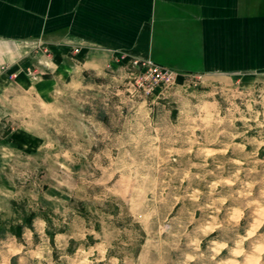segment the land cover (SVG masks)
<instances>
[{"label": "rangeland", "instance_id": "rangeland-1", "mask_svg": "<svg viewBox=\"0 0 264 264\" xmlns=\"http://www.w3.org/2000/svg\"><path fill=\"white\" fill-rule=\"evenodd\" d=\"M77 55L0 63V264H264V71Z\"/></svg>", "mask_w": 264, "mask_h": 264}, {"label": "crops", "instance_id": "crops-1", "mask_svg": "<svg viewBox=\"0 0 264 264\" xmlns=\"http://www.w3.org/2000/svg\"><path fill=\"white\" fill-rule=\"evenodd\" d=\"M40 45L86 63L125 54L185 74L264 71V0H0V63Z\"/></svg>", "mask_w": 264, "mask_h": 264}, {"label": "built area", "instance_id": "built-area-1", "mask_svg": "<svg viewBox=\"0 0 264 264\" xmlns=\"http://www.w3.org/2000/svg\"><path fill=\"white\" fill-rule=\"evenodd\" d=\"M147 64L149 65V67H151L153 69V71H159V72L160 71H165V72H167L166 69L159 67L158 65L153 63L151 60H148Z\"/></svg>", "mask_w": 264, "mask_h": 264}, {"label": "trees", "instance_id": "trees-1", "mask_svg": "<svg viewBox=\"0 0 264 264\" xmlns=\"http://www.w3.org/2000/svg\"><path fill=\"white\" fill-rule=\"evenodd\" d=\"M17 236V235H16Z\"/></svg>", "mask_w": 264, "mask_h": 264}]
</instances>
